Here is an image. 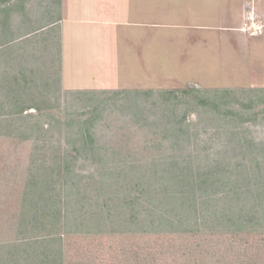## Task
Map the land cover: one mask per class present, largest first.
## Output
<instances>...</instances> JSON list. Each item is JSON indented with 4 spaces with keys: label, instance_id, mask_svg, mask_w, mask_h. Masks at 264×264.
Returning <instances> with one entry per match:
<instances>
[{
    "label": "rangeland",
    "instance_id": "rangeland-1",
    "mask_svg": "<svg viewBox=\"0 0 264 264\" xmlns=\"http://www.w3.org/2000/svg\"><path fill=\"white\" fill-rule=\"evenodd\" d=\"M98 2L115 18V26L109 27L114 28L117 39L114 51L107 59L102 55L97 59L109 63L69 66L89 86H92L91 78L94 82L109 74L117 88L97 90L101 93L94 98L82 94L86 90L63 89L58 32L53 35L54 31L45 30L26 41L22 38L13 47L3 46L11 34L9 28H15L12 35L17 36L20 28L24 32L27 28H40L52 14L58 15L59 0H12L9 5L0 4V44L3 46L0 49L5 50L0 51V244L13 243L21 237L55 236L61 239V243L55 242V247L62 248L63 264H264L262 196L250 200L251 223L225 227L214 215L229 202H223L221 193L212 191L207 199H200V205L191 207L190 224L171 233L169 221H165L167 224L152 222L146 230L142 224L129 221L133 213L145 214V202L147 208L158 213L172 211L171 216L183 210L181 198L186 204H193L195 200H190L189 193L179 196L175 192L177 184L182 183L176 182L169 171L141 177V173L136 175V169L130 174L128 167H122L120 170L126 172L116 173L120 174L117 177L115 174L103 176L101 173L107 171L98 167L77 168L72 178L74 187L70 184L54 193L62 206L67 203L69 213L62 216H54L52 212L54 194L39 203L36 197L28 195L26 186L35 175L43 181L47 178L50 185L52 179L60 185L54 169L66 146L63 122L67 115L78 117L84 112V119L88 118L92 105L87 104L92 101L98 104L123 90L264 89V0H86L82 5L94 7ZM9 7L14 8L12 13L1 11ZM91 14H94L92 9ZM67 26L66 41L84 44L81 25ZM110 33L113 35L112 30ZM82 51L85 53L75 50L79 56L92 58L91 50ZM14 56L17 61L11 67L8 61H13ZM96 58L97 55L93 56V61ZM140 59L143 63L138 65ZM21 63L29 65L21 66ZM16 76L19 85L14 81ZM135 78H141V84L147 80L144 89L128 88V80ZM121 85L125 88H118ZM17 95L24 98V104H35L46 115L43 117L45 129L33 131L26 139L20 137L21 132L35 119L10 115ZM239 95L230 97L227 103L219 102L217 107H201L192 101L183 107L189 106L191 111L188 122L197 124L192 131L197 132L196 140L185 148L183 157L192 159L199 168H212L221 162L227 167L230 157L234 156L230 145L235 144L231 135L234 130L239 133L245 130L246 137L255 143H264V102L257 98L253 103L248 102L249 99ZM146 104H143L144 110L148 107ZM103 108V114L92 125L113 164L122 165L126 161L139 165L170 155L166 148L173 137L167 138L161 126L152 131L139 128L143 118L126 115L122 105L115 101ZM219 109L225 113L241 112V115L229 120L217 113ZM36 113L35 109L26 112ZM225 151L228 152L223 154ZM102 178L106 182L103 187L99 186ZM224 179L229 180L221 182L227 184L226 189L230 181L236 187L235 175H226ZM149 180L154 186L152 191L157 190L159 202L145 196V182ZM258 181L255 173L251 174L249 184ZM221 183L207 188L217 191L223 188ZM174 200V204L168 205ZM130 205L135 207L133 211L128 208ZM24 213L27 218L23 217ZM44 246L39 244L36 248L41 250Z\"/></svg>",
    "mask_w": 264,
    "mask_h": 264
},
{
    "label": "trees",
    "instance_id": "trees-1",
    "mask_svg": "<svg viewBox=\"0 0 264 264\" xmlns=\"http://www.w3.org/2000/svg\"><path fill=\"white\" fill-rule=\"evenodd\" d=\"M20 1L22 2L23 0ZM11 2L12 0H0L1 5H9ZM1 11L12 13L14 8H4V10ZM43 27L44 25H41L40 28L38 26L27 28L26 32L20 28L17 36L12 35V32L15 30V28H9L11 29V34L10 37L5 40L7 42L3 43V46L9 47L11 45L13 47V44L20 40L22 41V38L26 41L35 34H38L39 31L44 29ZM8 50H10V48H8L7 51ZM0 51L5 50L0 49ZM58 53L60 57V49L58 50ZM14 59L13 61H11V59L8 61V64L11 65V67L16 64L17 59L15 56ZM28 65L29 64L21 63V66ZM14 81H16V83L19 85L18 76L14 78ZM178 92H181L182 95L177 94ZM98 93L101 92H82V94L88 97L91 96V98H94ZM237 93L241 94L239 96L249 99L248 102L253 103L255 98L261 102H264V89L253 88L221 91L205 90L203 92L200 90L175 91L166 89L157 91L152 89L133 91L123 90L117 91L115 95H113L112 99L98 102V104H95V102L92 101V103L87 104L92 105V109L88 112L90 114L88 118L84 119L83 116L86 115V112H84L78 117H71L70 115H67L65 121L63 122L64 128H66V146L60 156L61 158L57 167L54 169L57 170L60 185L57 186L55 179L50 181L52 185L48 183L47 178L43 181L41 177H36V180L35 175L32 177L33 180L28 183V186H26V191L28 192L29 196L33 195L37 198V203H39V201L43 202L44 199L49 200L48 195L54 194L57 191H62L63 188H68L70 184L72 187H74V185H72V178L75 176V169L81 167L83 168L85 165L98 167L97 169H105L107 173H101L103 176L106 174H115L118 175L117 177H119L120 174L116 173L126 172L125 170H120L122 167H128L129 170L127 171H130V174L135 173L136 169V171H138L136 175L141 173V177H145V174L147 173H152L153 175L159 171H169L172 175H174V178H176V182L182 183L177 184L179 186H176L175 192L178 193L179 196L181 193H189L190 200H195L193 201V204H191V202L186 204V201L182 200L181 198L183 210H178L171 216L172 211H170V213H165L162 211L161 213H158L153 209L150 210V208H147V202H145L143 205V208L146 211L145 214L134 215L136 213H133L131 216H129V218H131V220H129L131 223L135 221V225L142 224V227L146 230L151 224H153L152 222L160 224L163 221V223L167 224L165 221H169V224L171 225V233L178 232V228L186 227L188 224H190V219L193 217V215H191V212H193L191 207L193 208L196 207V205H200V199H207L212 191H214V194L221 193L220 200H223V202H229L228 206H225L217 216L214 215L216 217L215 220L222 222L223 226L225 227H229L230 225L243 226L249 224L253 219V208L250 204V200L252 201L254 196H262V198H264V180L262 181V177L264 179V143H255L254 140L246 137L245 130L241 129L240 133L238 130H234V134L231 135H233L232 141L235 144H230L233 146L231 152L234 153V156L230 157V162L228 161L229 165L227 167H225L226 165H223L221 162L216 163L212 168H199L196 163L192 161V159L183 157L185 148L191 145L190 143L192 140H196L195 134H197L196 131L192 132L194 128L197 127V124H192L187 120L191 112L189 110V106H187L186 109L183 107L190 104V101L194 102L196 105L200 104L201 107H217L219 102L227 103L228 99L230 97H235V94ZM188 98L189 101H187ZM86 101L88 102V100ZM111 101H115L116 104L122 105L121 110L126 112V115H134L136 117L138 116V118H143V123L140 124L138 119L135 120V122L140 125L139 128L149 129V131H152L155 128L161 126L160 128H162V130L167 133V138L173 137V139L168 142L166 148V153H170V155H168L167 158H153L139 165H134V163L131 164L126 161L121 163L123 166L119 164H113V161L110 159V157L108 159L106 155L107 149L106 147L102 146L100 139L97 137L96 133H94V126L92 125L99 118V115L101 116V114H103V106L109 107ZM24 103V98L17 95L15 102H13V111L10 113V115H13V117L18 116L24 117L25 119L28 118L29 120L32 118L35 119L34 122H30L29 126L24 132H21L20 137L26 139L29 137L28 135L32 134L33 131L39 132L40 130L45 129L44 126L46 124L43 123V117H46V115H44L43 110L39 106L35 104L29 106ZM144 103H147L146 106H148L145 110L143 109ZM149 106H153L156 109L153 111V109L149 108ZM31 109H35L37 111V115L26 114V112ZM180 111H183L181 115H179ZM217 113L223 115L229 120L238 118V116L241 115V112L240 114H235L236 112L232 110L226 113L220 110ZM244 113L242 114L245 115ZM183 141H187L189 145H186V142ZM183 147L184 149L182 151ZM227 152L228 151H225L223 154ZM246 153H248V156ZM137 168L139 169L137 170ZM225 172L227 174H225ZM221 173L225 175H221ZM253 173H255V176L260 179V181L252 185L249 184V178ZM231 174L237 177V183H235L236 187L233 188L234 186L231 185L230 181L229 186L226 189L227 184L221 182L224 181L227 183L229 180L227 181L224 178H226V175L231 176ZM217 183H221L223 188H218L217 191L209 190L207 188V186H214ZM105 185L106 182L103 181L102 178L99 186L103 187ZM139 186H143V184H140ZM218 187H220V184H218ZM152 189H154L152 181H146L144 187L146 192L145 196H148L150 200L155 199L158 201V193H156L157 190L153 192ZM200 190V194H197ZM69 195L70 194H68V196ZM175 196L178 197V195ZM51 202L54 209L52 211L54 216H62L69 213L67 203L62 206L61 200L58 198V196L55 195ZM175 202V200L170 201L168 205L174 204ZM128 208L133 211L135 207L130 205ZM23 217L27 218V214L24 213ZM262 217L264 218L263 214ZM42 238L43 237L41 236H28L17 238L13 243L0 244V264H63L62 248L58 245L57 246L59 248L55 247V242L61 243V239H57L55 236H50L49 238L44 239ZM39 244L45 246L39 250L36 248ZM15 248H17V250ZM26 251H29V253H25Z\"/></svg>",
    "mask_w": 264,
    "mask_h": 264
},
{
    "label": "crops",
    "instance_id": "crops-1",
    "mask_svg": "<svg viewBox=\"0 0 264 264\" xmlns=\"http://www.w3.org/2000/svg\"><path fill=\"white\" fill-rule=\"evenodd\" d=\"M78 1L83 3H78ZM86 0H60V4L58 7V15L50 16L52 17L48 22L44 24V29H42L39 32L47 31H54L53 35H56L57 32L60 37L59 42V49H60V64H61V74H62V87L66 91L70 90H86V91H97V90H113L116 89V85H113L111 83V77L109 74L102 75V80H94L92 82L91 78V84L92 86H89L85 84L84 80L79 79V77L75 74L73 71V68L69 67L70 65L76 64V65H85V64H96L100 65L103 62L108 61H98L97 59L100 58V55L104 57V59L109 58L110 53L114 51V45L116 36L114 35V28H109L110 25L115 26V18L111 15L109 9H106V6L100 5V2L94 5V7H91L89 5H82L85 3ZM91 9L94 11V14H91ZM78 24L81 25L79 28H83V43H69L66 41V35L67 30L69 27L67 24ZM135 25H138L135 23ZM96 26H105V28H98ZM107 26V28H106ZM99 29V31L97 30ZM111 30L113 32V35H111ZM48 33V32H47ZM66 38V39H65ZM115 40V41H114ZM111 43L113 44L111 46ZM111 46V48H110ZM88 49L92 53V58H86L84 56H79L75 50H79L83 53ZM100 49H102L100 53ZM74 50V52H73ZM111 50V51H110ZM110 51V52H109ZM137 54H140V52H137ZM97 55V58L95 61H93V56ZM144 55V54H143ZM145 56V55H144ZM82 58L84 60L82 61H75L70 60L71 58ZM72 62V63H70ZM109 63V62H108ZM143 62L140 59L138 61V65H141ZM71 72V73H68ZM141 78L139 80L132 79L128 80L127 85L138 89H144L145 85L147 84V80L144 82L143 85L141 84ZM85 84V85H84ZM118 88H125L124 85H121Z\"/></svg>",
    "mask_w": 264,
    "mask_h": 264
}]
</instances>
